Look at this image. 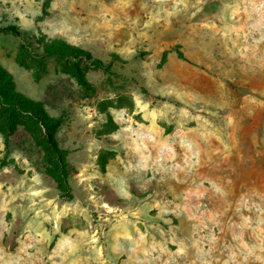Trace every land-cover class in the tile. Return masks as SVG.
<instances>
[{
    "label": "rangeland",
    "instance_id": "374dc122",
    "mask_svg": "<svg viewBox=\"0 0 264 264\" xmlns=\"http://www.w3.org/2000/svg\"><path fill=\"white\" fill-rule=\"evenodd\" d=\"M10 24L0 66L65 163L0 128V264H264V0H0Z\"/></svg>",
    "mask_w": 264,
    "mask_h": 264
},
{
    "label": "trees",
    "instance_id": "16d2710c",
    "mask_svg": "<svg viewBox=\"0 0 264 264\" xmlns=\"http://www.w3.org/2000/svg\"><path fill=\"white\" fill-rule=\"evenodd\" d=\"M12 33L17 36H23V32L19 26L10 24L0 26V33ZM52 53L57 57L69 61L75 58L74 66L79 72V63L82 59L92 60L87 62L86 66L101 64L99 59H91V55L84 49L72 46L61 47L60 45H52L45 47L43 53L34 48L33 43L24 37L20 45V61L23 63L32 61L36 57L44 54ZM80 76V74H79ZM13 77L6 69L0 66V128L6 133L15 130L20 117L31 121L41 132L44 140L49 144V148L55 157V162L59 166H63L65 161L63 157L64 151L57 146L54 139L55 128L60 124L59 118L50 115L39 101L33 100L22 93L13 91ZM144 92L153 97V95L144 89ZM2 120V121H1ZM8 131V132H7Z\"/></svg>",
    "mask_w": 264,
    "mask_h": 264
}]
</instances>
